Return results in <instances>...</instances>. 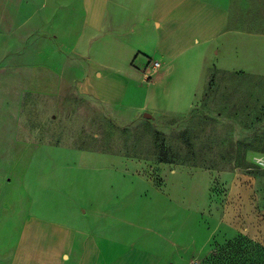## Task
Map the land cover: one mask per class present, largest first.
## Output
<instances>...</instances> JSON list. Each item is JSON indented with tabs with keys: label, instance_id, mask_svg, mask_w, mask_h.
I'll return each mask as SVG.
<instances>
[{
	"label": "crops",
	"instance_id": "obj_1",
	"mask_svg": "<svg viewBox=\"0 0 264 264\" xmlns=\"http://www.w3.org/2000/svg\"><path fill=\"white\" fill-rule=\"evenodd\" d=\"M0 9V35L9 38L0 56L2 48L26 56L8 67L22 78L0 79V183L20 167L29 230L102 243L87 264L194 261L210 247L209 225L224 217L237 176L59 143L53 112L38 101L66 85L102 103L117 127L188 116L209 66L264 78V0H0Z\"/></svg>",
	"mask_w": 264,
	"mask_h": 264
},
{
	"label": "rangeland",
	"instance_id": "obj_2",
	"mask_svg": "<svg viewBox=\"0 0 264 264\" xmlns=\"http://www.w3.org/2000/svg\"><path fill=\"white\" fill-rule=\"evenodd\" d=\"M0 41L7 43L9 38L0 35ZM1 51L5 54L0 56V79L22 78L25 71L19 68L11 73L8 67L25 65V54ZM204 78L199 102L190 115L141 118L130 127L113 125L102 103L72 94L66 85L50 86L59 97L38 105L45 102L46 111L53 112V135L59 143L233 172L237 177L230 203L225 200L229 208L220 222L209 225L215 231L210 247L193 260L215 264L228 249L226 254L235 262L238 253L247 252L250 261L264 264V78L221 73L212 66ZM99 139L105 144H97ZM19 169L10 167L9 184L0 183V264H70L64 257L71 261L72 255L76 256L73 262L87 264V252L102 249V243L88 244L84 236L68 230H29Z\"/></svg>",
	"mask_w": 264,
	"mask_h": 264
},
{
	"label": "trees",
	"instance_id": "obj_3",
	"mask_svg": "<svg viewBox=\"0 0 264 264\" xmlns=\"http://www.w3.org/2000/svg\"><path fill=\"white\" fill-rule=\"evenodd\" d=\"M229 247V246H228ZM228 249H224V257L222 256V258H219L218 261L215 262V264H225V261L227 262V264H256L254 261H250L249 260V255L247 252H245L244 256L243 254L241 253H238L239 254V257L240 258L237 262L233 261L232 258L230 257V253L226 254V251ZM226 254V255H225Z\"/></svg>",
	"mask_w": 264,
	"mask_h": 264
},
{
	"label": "built area",
	"instance_id": "obj_4",
	"mask_svg": "<svg viewBox=\"0 0 264 264\" xmlns=\"http://www.w3.org/2000/svg\"><path fill=\"white\" fill-rule=\"evenodd\" d=\"M150 66L153 67V73H156L160 69V64H158L157 62L150 63ZM189 264H200V263L198 261L194 260V261L190 262Z\"/></svg>",
	"mask_w": 264,
	"mask_h": 264
}]
</instances>
